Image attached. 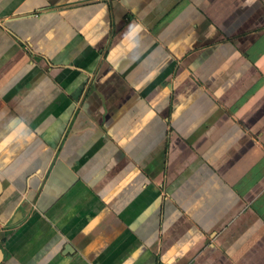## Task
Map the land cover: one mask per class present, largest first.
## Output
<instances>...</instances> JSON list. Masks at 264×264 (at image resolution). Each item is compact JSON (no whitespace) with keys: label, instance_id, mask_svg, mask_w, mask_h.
<instances>
[{"label":"crops","instance_id":"crops-1","mask_svg":"<svg viewBox=\"0 0 264 264\" xmlns=\"http://www.w3.org/2000/svg\"><path fill=\"white\" fill-rule=\"evenodd\" d=\"M0 264H264V0H0Z\"/></svg>","mask_w":264,"mask_h":264},{"label":"water","instance_id":"water-1","mask_svg":"<svg viewBox=\"0 0 264 264\" xmlns=\"http://www.w3.org/2000/svg\"><path fill=\"white\" fill-rule=\"evenodd\" d=\"M0 192H1V183H0ZM3 256H4V254H3V250H2L1 247H0V262H1L2 259H3Z\"/></svg>","mask_w":264,"mask_h":264}]
</instances>
